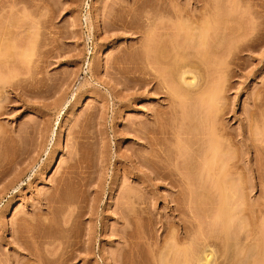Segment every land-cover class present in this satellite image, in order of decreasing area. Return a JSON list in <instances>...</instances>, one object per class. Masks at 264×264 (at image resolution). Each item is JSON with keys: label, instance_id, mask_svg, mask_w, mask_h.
<instances>
[{"label": "rangeland", "instance_id": "rangeland-1", "mask_svg": "<svg viewBox=\"0 0 264 264\" xmlns=\"http://www.w3.org/2000/svg\"><path fill=\"white\" fill-rule=\"evenodd\" d=\"M204 1L200 16L187 17H208L214 8L217 21L230 20L236 33L201 64L188 61L196 84L179 89L170 127L205 135L216 126L223 137L208 167L201 164L207 141L194 146L178 138L183 155L170 156L172 181L180 184L171 187L149 179L138 161L143 148L135 131L153 125L151 114L166 104L137 80L160 68L177 88L178 68L150 63L159 38L149 26L161 17L172 21L183 8L185 17L191 0H0V39L12 50L0 46L13 58V68L6 59L10 74L0 53L7 69L1 66L0 75L23 81L6 91L0 86V264H26L20 237L36 254L27 264H156L160 256L168 264L173 258L164 255L176 246L170 252L163 244L174 242L183 219L191 230L201 226L213 264H235L239 255L240 264H264V0ZM245 40L249 47L240 46ZM193 56L185 58L197 61ZM177 188L190 192L181 196ZM127 193L136 196L132 207ZM244 242L246 253L235 255Z\"/></svg>", "mask_w": 264, "mask_h": 264}, {"label": "bare ground", "instance_id": "bare-ground-1", "mask_svg": "<svg viewBox=\"0 0 264 264\" xmlns=\"http://www.w3.org/2000/svg\"><path fill=\"white\" fill-rule=\"evenodd\" d=\"M204 2H205L204 0H191V2H188L187 5L185 6V7H187V9L185 11L186 12L185 17L180 16V13L184 16L183 11L185 10V8L182 7L183 11L182 12L180 11V13L176 10L175 13L179 14V17H178V15H174V16H177V17H173V20L177 21L176 24H174L175 21L173 22V20L172 21L170 20L171 18L168 20V22H166V19H168L169 17H164L165 20H163V17H161L162 19H160L158 17L160 19V21L158 22L159 19H157L156 20L157 22H154V23H157V24H154V23L151 22L152 25L149 24L151 26L147 25V26H149L150 30L153 29L152 31H149V28H147L148 30H146V28H144V31H147V32L149 31L150 32L149 35L150 34L152 35L151 32H153V31L156 32L157 33L156 35H158L157 37L159 38V40L156 38L155 33L152 35V39L156 38L158 41H156V39H155V41L157 42V46L155 45L157 47V49H156L157 52L154 51L155 49H153V48H155L154 45H153L154 47L151 46V48L153 47L152 48L153 51L150 50V51H152L154 53H157V55L156 54L152 55V53L149 51L150 55H152L154 57L156 55L155 62H153V63L150 62V63L152 65L155 64L158 67L163 66V68L161 67L162 70L165 69V66H167V67L175 66V68L176 69L178 68V69H177V72L174 71L176 73V75H175V77H176L175 78V81H176L175 82L176 83L175 87L177 86L176 89L173 88L172 86L167 85L168 83L166 84V82H167L166 78L167 77L164 76L165 72H162V71L159 70L160 68L158 69V71L155 70L156 74L150 73L151 71L149 72V70H148V72L150 74L149 78L145 77L146 78L145 79V78H141L140 77L137 80L139 82L138 84H145V85L150 84L151 88L154 90V92H156L157 94L161 95L162 101L166 104V108L164 110H161L159 113L158 112H154V113L151 114L153 125L139 126V128H137V130L135 131L136 136L142 141L141 146L143 148V154H141V156L138 157V161H139L140 165L145 166L147 169H149V171H150L149 174H148V176H149L148 178L149 179H154L155 178V179H161L163 181H167V184L169 186H171V187H173V185L174 186L176 185L175 183H176V181L178 179H175L176 181L173 183V181H172L173 178H171L172 174H173V169L171 167V156H170V154H171L172 151L175 150L174 152L179 157H182L183 152H184L183 149L180 148L179 144L177 143L178 138H181V136H186L187 138H189L188 140L194 146H196L197 143H199V142L201 144L200 145L198 144V145L201 146L203 142L207 141L208 142V144H207V151H208L207 154H209V157H208L207 161L202 160L201 164H204L206 162V166L208 167L210 164H212L211 162H213L215 160L214 159L215 155H216L217 151L219 150L220 145H219L218 139L223 137L222 136L223 135L222 129L220 127H216V126H214L211 129V131L208 134H205V135L203 133H201V132L197 133V131H196V133L194 134L193 131L189 132L187 130H182V129L179 130V131H176V133L174 131V133H173L172 130H171L172 128L170 127L171 117H172L173 120L176 119L175 111H177V106H178L177 103L179 101V92L182 91V90L190 91V90L193 89V87H195V84H196L195 81H194L195 80V75H194L192 69L190 68L191 64H188V61H190V62L192 61V63L194 61V63H198V64L200 63L201 64V62L203 61L202 60V56L205 53H207V51H209L208 53H210V54L212 52L216 53V51H218L219 49L222 48V44L221 43L230 40L231 37H232V34L236 33L234 31L235 30L234 26H233L232 22H230V20H227V22L225 21V22H222V23H219L217 21L216 17L218 16V13L215 11L216 9L214 10V8L212 10L208 11V15H207L208 17H187V16H196V14H198L200 16L202 14V11H205V9H206L205 6H204ZM151 18H153V17H151ZM85 20H87V18H85ZM199 20H202V23H199ZM170 21L173 24H171ZM153 25H154V27H153ZM144 31H142V32H144ZM147 32H145L144 35H147L146 34ZM138 33L141 34L140 31H138ZM138 33H136V34H138ZM1 34L4 35V33H1ZM142 34H141V36H143ZM230 35H231V37H230ZM159 36H161V38ZM146 37H148V35ZM2 38H3V36H2ZM149 38H150V36H149ZM1 40L2 39H0V42H1ZM3 40H5V38ZM5 41H7V40H5ZM5 41L1 42L0 45H3L4 43L6 44ZM247 41H249V40H247ZM144 42L145 41H143V43ZM7 43L10 44L9 41ZM8 44H6V48L8 50H9V48H10V50H12L11 49L12 48L11 44H10V46ZM7 46H9V47H7ZM240 46L249 47V42H246V40H245V42L242 41ZM1 47L3 48V46H0V48ZM147 47L149 48L150 46H147ZM6 48L0 49V53H2L3 59H4V56L6 57L4 59L5 62L7 61L6 60L7 57H9V60H11V59L13 60V58L10 57L11 56L10 52H12V51L8 52V50ZM139 48H140V46H139ZM148 48L145 47V49H143V51H144L143 53L146 54L147 52H145V50L148 51ZM139 52L141 54L142 51H139ZM9 53H10V56L8 55ZM190 54L194 55L197 58V61L194 60V59L193 60H186L188 58L187 57L185 58V56L190 55ZM13 55L14 54L12 53V56ZM0 56H1V54H0ZM143 57H144V55H143ZM0 60L3 61L2 58H0ZM12 60L9 61V63H8V64H10V67L12 66L11 63H13ZM1 61H0V68L3 67L4 68V72H5L7 69L5 70V65H3V66L1 65V63H2ZM4 61H3L2 64H5ZM230 63H231V61H227V64H230ZM6 65H7V62H6ZM189 65H190V67H189L190 69L188 68ZM155 67H153V68H155ZM7 68L9 70V65H7ZM11 68H13V67H11ZM169 69H172V68H169ZM1 70H2V73H3V69H1ZM163 71H165V70H163ZM9 72H10V70H9ZM11 73H12V71L10 72V74ZM16 74H18V73L16 72ZM19 74H23V73L19 72ZM0 76H2V75H0ZM3 76H5V75H3ZM8 76H10V75L7 74V77H5L6 79H4V77H3V79H0V84H1L0 86L5 91H6V89H9L7 87H11L10 85H12L17 80L16 78L15 79L13 78L15 81L11 82V79L7 80ZM13 76L17 77L14 74V72H13ZM18 76H22V75H18ZM20 78H22V77H20ZM10 82H11V84H10ZM19 82H23L22 79ZM19 82L17 81V83H19ZM17 83H14V84H17ZM13 86H16V85H13ZM179 89H181V90L179 91ZM0 93H3V91H0ZM7 93L9 94V92H7ZM7 93H5L6 95L4 94L5 96H3V94H2V97H6L8 95ZM18 94H19V92H18ZM22 94H23V91H22ZM213 99H215V98H213ZM159 116H160V121H162L161 124L164 123V126H160L159 125V118H158ZM158 135H161V136H158ZM172 135H174V138H175L174 139L175 140L174 149H172V139H173ZM192 145L190 147H192ZM198 147H196L197 149H195V148L194 149L191 148V149L198 150ZM179 174L181 175V173H179ZM202 174H203V172H202ZM181 178H183L182 175H181ZM219 183H220V181H219ZM179 184L180 183L178 182L177 185H179ZM176 190H177V192L179 194H181V196L182 195H186V194H188L190 192V189H188V188H183V189H181V188L178 189L177 188ZM176 195L178 196V194H176ZM134 196L131 193H127L126 196H125L126 202L129 203V204L132 203L133 199L136 198V196L135 197ZM181 196H179V197H181ZM224 203H225V201H224ZM223 205H221L219 213L221 211L224 214L225 212L227 213V211L224 212V209H223L224 206ZM222 206H223V208H222ZM230 206H231V203H230ZM230 206L227 207V205H226L225 208L229 209ZM131 207H132V205H131ZM128 208H130V207H128ZM126 209L127 208H124L125 214H126ZM131 209H133V208H131ZM131 209H129V210L131 211ZM175 209H176V207L174 205L172 210L174 211ZM231 209L232 208L229 209V212H230ZM234 210H235V207H234V209L232 211H234ZM232 211H231V213H232ZM47 212H49V207H48ZM127 213H129V212H127ZM226 213H225V215H227ZM129 214L131 215V213H129ZM230 214L228 213L229 217L232 216V215L230 216ZM225 215H224V217H225ZM126 217H129V216H126ZM229 217L228 216L225 217L226 221H227V218L229 219ZM131 218H133V217H131ZM128 220H130V219H128ZM183 220H182V222L180 224V228L176 229V233L173 235L174 242H172V243L170 242L171 245H166V242L165 243L163 242L164 243L163 244L164 248H167V249L169 248V249L167 250V249H164L162 247L164 250L163 249L160 250L161 252L162 251H163V253L167 252V251L171 252V250L174 249V248H170V246H176L174 252H176V253L179 252L177 254L176 253L173 254L174 252L172 251V255L169 252H167L166 253L167 255L165 254L164 258L166 259V257H167V259H168L169 256H170L171 258H173V260H170V259L167 260L166 259L167 260L166 262L168 264L170 262H172V264H174L175 262H173V261H176L175 264H213V262L215 261V260L213 261V259L215 257V252H214L215 250H213L211 248V246L209 245V244H211L209 242L210 240L208 239L209 237L206 236V237H208L207 241L209 240L208 241L209 244H204V238L203 237L205 235H204V233H202L203 232L202 229H201L202 232L199 230L201 228V226L199 225L200 226V228H199V226L196 225V222H195V225H194V223H192V225L195 226V227L193 226L195 228V230L192 229V230H194V232L192 233L193 235H191L193 238H189V241L190 240H192V241H190V243H188V244L191 245L193 243V245H194L193 247L194 248L192 246L189 247V245L187 247V244H186L187 242L186 241H187L188 237H190L189 236L190 235L189 232H191L192 230L189 229V227L185 226L187 224L183 223L185 221V220L184 221ZM230 220H228L229 224H227V225L225 224V226H227L229 228H230ZM178 221L180 222V219H178ZM126 223H127V221H126ZM126 223L124 222V224H126ZM226 223H228V222H226ZM127 226H129V225H127ZM127 226H124V227L126 229L127 228L129 229L130 227H127ZM124 227H123V229H125ZM190 227H192V226H190ZM124 231H127V230H124ZM28 232H30V230H27V232H25V233H28ZM195 233H196V236H195ZM200 234H201V236L204 235L202 237L203 239L201 238ZM128 237L126 239H128ZM194 237L196 239L199 237L198 238L199 240L201 238L203 240L202 243H201V241L198 242V240H196ZM27 238H28V235H27ZM121 238L123 239L122 236H121ZM124 238H125V236H124ZM21 239L22 238L20 237L19 240H20L21 249L25 250L26 254L29 256V259H26V264H27V263H30V258L36 257V254L34 252H31V250H29L27 248V246L24 245L25 241L24 240L22 241ZM246 240L247 239H245V241ZM207 241L205 243H207ZM211 242H213V241L211 240ZM128 244H131V243H128ZM165 245L168 246V247H165ZM243 246H247L245 244V242L242 243V245H240V248L237 247V251L239 249H240V251H238V252L236 251L237 253L235 255L238 256V254H240V253L242 255H243L244 252L246 253L247 247L244 248ZM178 247L179 248L181 247V248L179 249ZM255 247H256V249L254 248L253 250H256V251L258 250L259 251L261 245H260L259 248L257 246H255ZM177 248L179 249V251H178ZM241 248H242V250L244 249L243 250L244 252H241ZM157 251L158 250H156L155 254H159ZM247 251H249V249ZM258 251L256 252V254H258L257 256H259V253H260V256L264 255V253H263L264 252V244H262V251L263 252L259 251V253H258ZM161 252H160V254H161ZM261 253H263V254H261ZM155 254H153L154 255V259L156 258ZM160 254L158 256H160ZM247 254H248V252H247ZM173 255L175 257H172ZM177 256H178V258H180V260L178 259L179 260L178 263H177V259H175V258H177ZM239 256L241 257V258L239 257V259L236 257L239 262H240L241 259L244 260V256H241V255H239ZM160 257H158L155 260V262L157 261L156 264L157 263L158 264H166L162 260L163 258L161 259ZM22 258H24V257H22ZM245 258H247L245 260V262L246 261L249 262V254H248V256H245ZM23 261L25 262V260H23ZM258 261H259L260 264H262V261H260L259 259H258ZM237 262H236V259H235V264ZM241 262L244 263V261H241ZM233 264H234V262H233Z\"/></svg>", "mask_w": 264, "mask_h": 264}]
</instances>
